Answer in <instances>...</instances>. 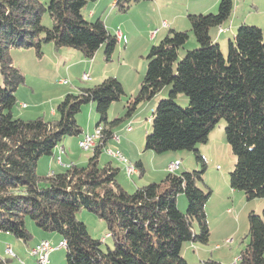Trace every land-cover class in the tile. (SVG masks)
<instances>
[{"label": "trees", "instance_id": "1", "mask_svg": "<svg viewBox=\"0 0 264 264\" xmlns=\"http://www.w3.org/2000/svg\"><path fill=\"white\" fill-rule=\"evenodd\" d=\"M92 1L96 0H49L45 8L38 0H0V234L28 244L32 234L26 219L30 218L38 228L62 236L67 264H189L183 256L185 244H208L210 238L205 212L210 194L196 185L206 161L196 146L208 141L221 119L236 158L231 187L243 191L248 200L264 198L263 30L243 24L224 54L210 32L230 20L234 3L220 0L215 14H188L198 48L183 59L179 54L190 38L187 30L170 28L151 47L140 91L130 100L127 115L170 86L169 97L153 110L144 152L192 151L202 167L169 172L160 182L130 193L117 180L120 168L99 161L107 143L118 136L107 127L118 123L109 121V110L125 95L117 78L68 93L52 119H23L14 114L16 92L25 76L14 64L10 48H32L41 57L43 45L51 43L56 49L70 47L93 59L104 45L107 61L112 60L118 36L101 16L95 22L86 20L82 10ZM141 1L147 0H116L114 8L126 12ZM46 11L53 20L51 28L42 22ZM180 94L189 99L187 107L177 104ZM91 102L97 103L100 116L95 129L102 132L88 163L38 174L42 157L53 155L66 137L83 134L77 115ZM134 166L142 176L143 161H135ZM182 193L187 198L185 212L178 206ZM82 210L106 222L113 248L104 250L105 241L92 237L77 218ZM248 224L249 240L240 253V264H264V211L262 216L250 212ZM0 264H11V260L0 257ZM205 264L222 263L209 259Z\"/></svg>", "mask_w": 264, "mask_h": 264}, {"label": "rangeland", "instance_id": "2", "mask_svg": "<svg viewBox=\"0 0 264 264\" xmlns=\"http://www.w3.org/2000/svg\"><path fill=\"white\" fill-rule=\"evenodd\" d=\"M38 1L45 8H48L49 0ZM103 1L96 0L90 2L82 10V13L86 20L90 22H95L100 14H103L102 19L106 22L107 18L112 14L107 26L114 35H116L117 31L124 33L122 48L125 49V53L120 54L117 47L112 60L107 61L103 53L99 56L95 54V58L93 59H87L77 49L70 47L56 49L51 43L43 45L41 57L36 55L32 48H10L9 54L13 58L14 64L19 67L25 76V82L20 84L17 89V100L18 102L26 103L30 107H36L35 110H30L31 108L21 109L19 105H16L14 112L17 115L18 111H31V117L26 119H36L38 117L52 119L55 117L51 114L52 106L56 107L68 93H77L80 88L93 87L109 77H115L122 83L125 95L121 100L114 102L109 110V121H117L118 123L114 126L108 124L107 127L113 128L114 133L121 138L120 142L112 139L107 143L105 150L100 154V165L111 162L114 166L120 168L117 180L130 193L134 192L137 187L152 182H160L165 178L169 173L167 167L175 154L182 162V166L176 171L177 174L196 170L200 171L202 166L197 162L192 151H172L163 155L148 152L150 156L144 160V174L140 176L137 171L133 176L130 173L131 177L128 176L125 170V164L108 153L109 150L116 153L119 151L128 160L135 163V150L139 145L142 149H145L146 136L152 129L151 118L153 110L160 100L169 97L170 86H167L151 100L140 103L131 116L127 115L130 102H133L140 91L147 69L146 58L149 50L153 45H158L169 31V29L165 30V28L161 27L163 21L166 20L168 22H166V26L168 24L169 26L173 25L176 30L189 31L190 38L185 47L180 49V60L185 57L188 51L198 48L194 34L190 30V23L186 14L188 0L141 1L132 3L126 12H120L118 8L115 9L111 6L104 7ZM189 1H192V4L204 2L202 10L209 11L203 14H215L218 11L220 0ZM108 2L109 0H107V4ZM233 3V13L237 9L238 17V25L237 27L234 26L235 32L243 24L250 25V22H256V20L263 23L262 29H264V0H233ZM93 6L97 7L98 12L94 17H90L89 12ZM234 19L236 18L232 15L224 28L228 29V25H231ZM42 22L49 28L53 26V20L48 11L43 14ZM156 29H160L161 33L157 35V39L152 40L151 33ZM234 31L230 32L228 29L227 31L225 30V33L229 34L222 35L219 26L211 29L210 34L214 42L220 45L223 53L226 55L228 53L229 41L234 40ZM217 35L220 39L217 38ZM84 73L88 76H93L90 80L85 81L82 80ZM62 79L68 80L69 84H60ZM61 95L62 97H60ZM176 102L181 107H187L190 103L189 99L182 94L176 98ZM99 119L100 116L97 112L96 102L84 104L77 115L79 125L83 130H90L91 133L92 131L95 132ZM129 126L133 131H127ZM225 127L226 122L224 119H221L210 132L208 141L196 146L206 161V170L202 174V179L196 181V185L206 194H210L205 204L210 238L208 244L198 243V245L206 251L203 254L207 256V260L212 259L222 264H240V261L236 263V260L240 258V253L246 247L249 240L247 237L249 230L248 216L252 211L257 215H263L264 198L248 200L243 191L234 190L231 187L230 173L234 168L236 158L227 141ZM72 139L74 142L71 146L72 149L70 148V152L71 156H73V161L86 165L92 155V151H84L79 147L78 136L66 137L63 141ZM129 150H132V157L129 155ZM42 159L51 160L52 156H44ZM40 168V171H37L38 173L49 172L50 170L48 164L43 161ZM178 198L187 205L185 194H179ZM77 218L85 223L92 237L106 241L102 246L104 250H107V246L113 248V239L107 236L108 230L104 220L99 219L87 210L79 212ZM26 226L32 234V238L28 241L29 246L34 245L35 240L43 234L49 236L52 234L56 235L59 238L58 243L63 239L58 233L47 232L38 228L30 218L26 219ZM16 243L14 242V249L18 252V256L22 257L24 253L15 247ZM0 246V256L3 259L12 258L7 253V246L2 240H0ZM189 255L192 257L191 254ZM189 255L188 258L190 257ZM16 260L17 258L14 259L15 264L18 263ZM50 264H67L66 247L51 252Z\"/></svg>", "mask_w": 264, "mask_h": 264}, {"label": "crops", "instance_id": "3", "mask_svg": "<svg viewBox=\"0 0 264 264\" xmlns=\"http://www.w3.org/2000/svg\"><path fill=\"white\" fill-rule=\"evenodd\" d=\"M188 2H191V3H189L188 4ZM103 3H104V7H108V6H111V7H113L114 8V6H115V4H116V0H109V2H108V4H107V0H104L103 1ZM203 3L204 2H202V3H193L192 4V1H187V10H186V14L188 15V14H190V13H206L207 11H209V10H206V11H203L202 9H203ZM103 9H105V8H103ZM236 11H237V9H236ZM235 11V13H233L232 15H234L235 16V18L236 19H234L233 20V22L231 23V25L229 24L228 25V29L230 30V32L231 31H234V26H236L237 27V23H238V17H237V12ZM97 12H98V10H97V7H92V10L89 12V15H90V17L92 16V17H94L95 15H97ZM102 13V12H101ZM111 15L112 14H110V16L107 18V20H106V22H105V24L107 25L108 24V21H109V18L111 17ZM100 16L103 18V14L101 15L100 14ZM231 19V18H230ZM230 21V20H229ZM242 21H246V20H242ZM163 22H167L166 20H164ZM168 23V22H167ZM227 24V22L225 23V24H223L221 27H220V29H221V31H222V35H224V34H229V33H225V30L227 31L228 29L227 28H224L225 27V25ZM250 24L252 25V24H254V25H256V26H258V27H260L261 29L263 28V23H261L259 20H256V22H250ZM108 27V26H107ZM161 27L162 28H165V30L166 29H170V28H174V26L172 25V26H169V24H168V26H164L163 25V23H162V25H161ZM109 28V27H108ZM109 30H110V28H109ZM262 30H264V29H262ZM111 31V30H110ZM159 33H161L160 32V29H156L153 33H151V38H152V40H155V39H157V35L159 34ZM164 33V32H163ZM166 33V32H165ZM233 33H235V31L233 32ZM232 33V34H233ZM263 34H264V31H263ZM116 35L118 36V39H119V42H118V44H117V46H116V49H117V47H118V52L121 54H124L125 53V49L124 48H122V42H123V38H124V33L121 31H117L116 32ZM222 35H220V36H222ZM217 38L218 39H220L219 37H218V35H217ZM218 41H220V40H218ZM116 51V50H115ZM103 53V55L105 54V46L104 45H102L100 48H99V50L97 51V53H96V55L97 56H99V55H101ZM95 58V57H94ZM13 59V58H12ZM96 62V61H95ZM19 68V67H18ZM92 70V69H91ZM93 71V70H92ZM85 74V73H84ZM92 74H94V72H92ZM93 76V75H92ZM92 76H90L89 75V80L91 79V77ZM97 79V78H96ZM63 80V79H62ZM61 80V81H62ZM61 81H60V84H61ZM63 85V84H62ZM33 89V88H32ZM34 90V89H33ZM60 97H62V95L60 96ZM23 104H25L26 106L25 107H23ZM18 105H19V107L22 109H29V108H31L30 110H35V108L36 107H34V106H28L26 103H22V102H18ZM33 108V109H32ZM55 109H56V107H53L52 106V110H51V114L52 115H56V112H55ZM14 114L16 115V113L14 112ZM31 111H29V110H25V111H18L17 112V115L16 116H18V117H21V118H23V119H26V118H29V117H31ZM130 127V126H129ZM83 129V128H82ZM131 131H133L132 130V128H131ZM94 131H92V133H93ZM86 133H91V131L90 130H83V134H86ZM83 134L82 135H80L79 137H78V140H80L81 138H82V136H83ZM126 136H128V135H126ZM125 136V137H126ZM120 137V136H119ZM121 138V137H120ZM73 139L72 140H65V141H63L62 143H60L55 149H54V153H53V155H51L52 156V161L49 159V160H43L42 158L38 161V164H37V171L39 170L40 171V166H42V161L44 162V163H46V164H48V167L50 168V170H49V172H40V173H38V174H40V175H43V174H48V173H53V172H62V171H64L69 165H72V164H77V165H83V163L82 164H79L78 162H74L73 160V156H71V152H70V148L72 149V145H73ZM123 142V141H122ZM121 142V143H122ZM131 147H132V145H131ZM144 147V146H143ZM105 150V149H104ZM130 151V150H129ZM118 153H121V152H119L118 151ZM123 154V153H122ZM149 153L148 152H144V149H142L141 148V146L139 145L138 146V148L135 150V157H136V161L137 160H142L143 161V163H144V169H145V162H144V160H145V158L146 157H148V156H150V155H148ZM124 155V154H123ZM129 155L132 157V150L129 152ZM58 156H60V157H58ZM129 156V157H130ZM153 156V155H152ZM91 157V156H90ZM57 158H59L58 160H60V161H58L57 160ZM127 158V157H126ZM171 158V157H170ZM90 159V158H89ZM89 159H88V161H89ZM128 159V158H127ZM175 159V160H174ZM129 162L131 161V160H128ZM175 161H180L181 162V159L180 158H178L177 157V155L175 154V156H173L172 157V159H171V161H170V163H172V162H175ZM52 162V163H51ZM132 162V161H131ZM130 162V163H131ZM88 163V162H87ZM133 166H134V162H132L131 163ZM180 166H182V162H181V164H180ZM126 167V166H125ZM135 167V166H134ZM180 168V167H179ZM42 169H44L43 167H42ZM43 171V170H42ZM127 172V171H126ZM170 172V171H169ZM135 173H137V169H136V172ZM135 173L133 174V175H135ZM128 174V173H127ZM132 175V176H133ZM129 176V175H128ZM131 176V177H132ZM178 206H179V208H180V210H182V211H185V209H186V206L187 205H185V203H183V201L182 200H179V198H178ZM0 240H2L4 243H5V245L7 246V247H11L12 249H13V251H14V253L16 254V257L15 258H17V264H36L37 263V258L31 253V251H32V249H33V247L36 245V244H38L41 240H47V241H49L50 242V244L53 246V247H57V245H59V243L57 242L58 240H59V238L56 236V235H54V234H52V235H45V234H43V235H41L40 237H38L36 240H35V243H34V245H32V246H29L28 244H25V243H22V241H20V240H17V239H15V238H13V236H11V235H9V234H0ZM14 240V241H13ZM14 242H17L16 243V245H15V247H17L18 249H19V251L20 250H22V253H24V254H22L23 256L22 257H20V256H18V252H16V250L14 249ZM52 242V243H51ZM106 242V241H105ZM12 245H13V247H12ZM1 247V246H0ZM6 247V248H7ZM203 252H206L204 249H203V247H201L200 245H198V243H187V244H185V246H184V248H183V256H184V258L189 262V264H205L206 263V261H207V256H205V254H203ZM189 254H191L192 255V257L189 255ZM1 255V254H0ZM188 255L190 256L189 258H188ZM1 257V256H0ZM15 258H9L10 260H11V264H15V261H14V259Z\"/></svg>", "mask_w": 264, "mask_h": 264}, {"label": "built area", "instance_id": "4", "mask_svg": "<svg viewBox=\"0 0 264 264\" xmlns=\"http://www.w3.org/2000/svg\"><path fill=\"white\" fill-rule=\"evenodd\" d=\"M163 25L166 26L167 23L163 22ZM90 77L87 74H83L82 76V80L84 79H89ZM62 84H69L68 80H62L61 81ZM26 105L23 104V107H25ZM128 131H131V128L128 127L127 128ZM100 138V128L98 131H96V133H86L83 134L82 138L79 140V147L84 150V151H92L94 150L96 143L98 141V139ZM117 141L120 142V137L119 136H115V138ZM108 153L110 155H112L113 157L117 158L119 161H122L125 164V158L124 157H116V152H113L111 150L108 151ZM60 161V160H58ZM181 162L180 161H176L173 163H170L169 166L167 167L168 171H177V169L180 167ZM125 170H130L132 172V169H126ZM67 243L65 240L61 241L59 243V245H57V247H53L49 241L47 240H41L38 244H36L34 246V248L32 249L31 253L36 257V258H42V264H47V261H50V254L51 252L66 247ZM7 253H9L11 255V257H16V254L14 253L13 249L11 247H7ZM240 261V258H238L236 260V263H238Z\"/></svg>", "mask_w": 264, "mask_h": 264}, {"label": "bare ground", "instance_id": "5", "mask_svg": "<svg viewBox=\"0 0 264 264\" xmlns=\"http://www.w3.org/2000/svg\"><path fill=\"white\" fill-rule=\"evenodd\" d=\"M85 81H87L88 79H84ZM99 128H97L95 130L94 133H96V131H98ZM101 132H102V129L100 128V136H101ZM116 157H124V155L122 153H116ZM125 166H126V169H132V172L130 170H126L128 175H130V173H132V175L136 172V168L128 161L127 158H125ZM170 172H174V171H170ZM36 264H42V258H37V263ZM47 264H50V261H47Z\"/></svg>", "mask_w": 264, "mask_h": 264}]
</instances>
